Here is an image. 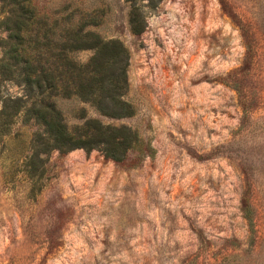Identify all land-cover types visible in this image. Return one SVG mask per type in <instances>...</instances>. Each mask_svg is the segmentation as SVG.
<instances>
[{
	"label": "rangeland",
	"instance_id": "374dc122",
	"mask_svg": "<svg viewBox=\"0 0 264 264\" xmlns=\"http://www.w3.org/2000/svg\"><path fill=\"white\" fill-rule=\"evenodd\" d=\"M31 2L123 47L121 63H98L125 68L123 104L60 107L70 128L93 119L137 142L118 162L100 145L31 171L35 129L16 123L0 158V264H264V0ZM74 56L86 65L97 49ZM19 89L3 82L0 96Z\"/></svg>",
	"mask_w": 264,
	"mask_h": 264
},
{
	"label": "trees",
	"instance_id": "16d2710c",
	"mask_svg": "<svg viewBox=\"0 0 264 264\" xmlns=\"http://www.w3.org/2000/svg\"><path fill=\"white\" fill-rule=\"evenodd\" d=\"M73 13L66 18L50 19L38 13L31 0H0L3 16L0 21V35H3L0 36V84L9 82L20 87V93L0 96V158L6 151L5 140L10 138L16 123L33 127L35 130L27 146L31 171H37V164H43V157L51 153L63 154L78 148L89 152L100 145H107L106 156L118 162L124 154L115 153L117 148L125 145V152L131 143L137 142L134 138L130 144H124L116 135L108 133L109 126L104 129L97 120L86 121L85 130L70 128L66 123L61 101L85 102L110 115L107 111L111 110L104 100L109 98L113 108L123 104L119 100L122 88L117 82L125 78L124 67L118 68L115 76L111 72V78L104 72L108 68L98 64L110 53L111 62L121 63L123 47L117 41L104 43L97 34L84 32L83 27L75 29L78 27L73 24ZM85 49H97V56L91 58L89 64L81 65L74 54ZM95 62L96 69H91L90 64ZM42 171L40 168L41 175ZM244 217L250 225L251 217L246 213Z\"/></svg>",
	"mask_w": 264,
	"mask_h": 264
}]
</instances>
